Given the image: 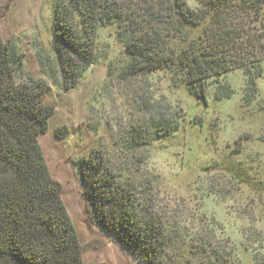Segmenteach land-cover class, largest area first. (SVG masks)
I'll list each match as a JSON object with an SVG mask.
<instances>
[{
    "label": "trees",
    "instance_id": "1",
    "mask_svg": "<svg viewBox=\"0 0 264 264\" xmlns=\"http://www.w3.org/2000/svg\"><path fill=\"white\" fill-rule=\"evenodd\" d=\"M197 1L191 8L185 0H53L52 55L37 52L45 77L39 81L16 79L14 48L0 34V264H85L62 184L39 137L55 110L43 94L50 85L69 90L79 84L96 63L99 28L117 26L126 78L168 70L176 86L203 104L211 79L219 97L230 96L231 86L220 81L229 71L244 70L256 86L263 73L264 0ZM145 118L132 124L124 149H144L181 128L178 114L156 111ZM76 165L87 215L102 233L142 264H181L173 255L176 229L156 210L153 181L124 176L100 150ZM213 244L194 236L183 254L189 251L199 264H232Z\"/></svg>",
    "mask_w": 264,
    "mask_h": 264
},
{
    "label": "rangeland",
    "instance_id": "2",
    "mask_svg": "<svg viewBox=\"0 0 264 264\" xmlns=\"http://www.w3.org/2000/svg\"><path fill=\"white\" fill-rule=\"evenodd\" d=\"M52 2L0 0V34L14 48L19 82L45 79L37 52L52 55ZM185 2L198 6L197 0ZM117 32L116 25L98 29L96 63L75 88L50 85L42 96L55 110L39 141L51 174L62 184L85 264H142L87 215L76 162L99 150L124 176L153 181L156 210L176 229L173 255L181 264H199L189 251L183 254L191 248L186 242L198 235L214 243L213 252L227 251L232 264H264V61L256 86L242 69L220 77L232 88L229 97H219L217 83L209 80L203 104L176 86L168 70L124 77L126 56ZM156 111L178 114L181 128L144 149H124L132 124Z\"/></svg>",
    "mask_w": 264,
    "mask_h": 264
}]
</instances>
